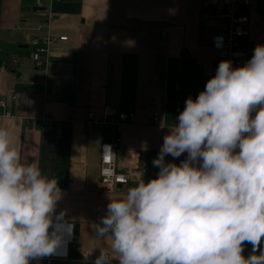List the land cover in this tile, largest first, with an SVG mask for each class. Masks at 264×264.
<instances>
[{"label": "crops", "instance_id": "0c3cea01", "mask_svg": "<svg viewBox=\"0 0 264 264\" xmlns=\"http://www.w3.org/2000/svg\"><path fill=\"white\" fill-rule=\"evenodd\" d=\"M38 8L36 0H0V106L4 102L2 112L10 113L0 117V127L13 133L23 161L37 162L58 179L64 195L57 212L66 211L74 224L70 241L83 254L92 253L82 263L91 264L99 248L110 244L94 232L109 198L143 179L147 152L160 150L168 126L178 122L176 110L182 112L186 99H195L212 78L216 53L210 37L219 23L203 0H67L55 2L51 13ZM248 28L244 50L250 59L256 45L264 44V13L252 10ZM49 34L68 41L56 43L46 68H37L29 43ZM105 106L136 115L134 124L119 129L118 154L121 167L133 166L128 153L137 155L131 161L135 177L116 193L99 187L101 148L112 140V130L85 125L90 111L100 116ZM45 114L62 123L59 130L43 127ZM250 253L246 244L243 254ZM66 254L68 259L38 264H80L75 251Z\"/></svg>", "mask_w": 264, "mask_h": 264}, {"label": "clouds", "instance_id": "9594fccd", "mask_svg": "<svg viewBox=\"0 0 264 264\" xmlns=\"http://www.w3.org/2000/svg\"><path fill=\"white\" fill-rule=\"evenodd\" d=\"M176 120L157 176L109 198L94 232L110 244L91 264H264V44L240 67L221 60ZM63 195L0 127V264L66 254L74 224L57 212Z\"/></svg>", "mask_w": 264, "mask_h": 264}, {"label": "built area", "instance_id": "2783aa9c", "mask_svg": "<svg viewBox=\"0 0 264 264\" xmlns=\"http://www.w3.org/2000/svg\"><path fill=\"white\" fill-rule=\"evenodd\" d=\"M62 0H36L37 7L46 9V12H52V7L55 2ZM203 6L212 9L215 12V17L218 21L216 32L211 35V47L216 53V64L212 69V77L216 73V69L221 60L232 61L233 67H240L248 60V53L244 50V41L249 38L250 31V12L252 10L264 11V0H203ZM67 37L56 36L49 34L42 39H33L30 41V47L33 49L31 58L37 68H46L49 63L52 47L59 42H67ZM49 80L46 78L44 85L48 86ZM0 117L10 116L9 112H2L5 108V103H1ZM178 113L180 109L176 110ZM155 125L159 129L164 130V126L159 125V117L155 115L153 118ZM42 125L47 130H59L60 121L54 119L48 114L43 115L41 119ZM136 115L134 113H126L112 106H105L102 109L100 116L95 112L90 111L85 120V125L89 129L102 130L105 127H110L112 130V140L104 144L101 148L99 160V187L102 191L116 193L128 186L135 177L136 166L135 162H131L134 153L127 154V161L131 166L121 167L119 161V149L122 143V138L119 134V129L126 124H134ZM115 154V155H114ZM184 160V159H183ZM128 162V163H129ZM180 163V161H179ZM178 163V164H179ZM264 247V245L262 246ZM67 249L75 251L79 258L77 263H87L81 248L71 240L67 244ZM55 258L68 259L67 254H58L51 257L43 258L39 261L48 263ZM94 260V259H93ZM92 260V261H93ZM91 261V262H92ZM33 262V261H32ZM30 262V264H32ZM117 264V263H113Z\"/></svg>", "mask_w": 264, "mask_h": 264}, {"label": "trees", "instance_id": "16d2710c", "mask_svg": "<svg viewBox=\"0 0 264 264\" xmlns=\"http://www.w3.org/2000/svg\"><path fill=\"white\" fill-rule=\"evenodd\" d=\"M62 1H67V0H62ZM264 13V11H263ZM159 153V150H150L147 152L146 156V161H145V166H144V174H143V179L144 181H148L152 178H155L158 173V168L153 166V160L154 158L157 157Z\"/></svg>", "mask_w": 264, "mask_h": 264}, {"label": "water", "instance_id": "95a60500", "mask_svg": "<svg viewBox=\"0 0 264 264\" xmlns=\"http://www.w3.org/2000/svg\"><path fill=\"white\" fill-rule=\"evenodd\" d=\"M35 12H45L46 11V9H43V8H38V9H35L34 10ZM78 231H79V228L78 227H76V233L78 234Z\"/></svg>", "mask_w": 264, "mask_h": 264}]
</instances>
